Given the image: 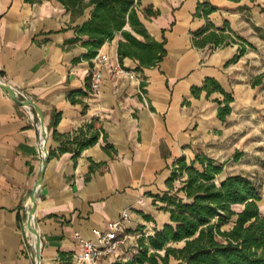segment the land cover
Listing matches in <instances>:
<instances>
[{
    "label": "crops",
    "instance_id": "0c3cea01",
    "mask_svg": "<svg viewBox=\"0 0 264 264\" xmlns=\"http://www.w3.org/2000/svg\"><path fill=\"white\" fill-rule=\"evenodd\" d=\"M203 2L216 8L208 19L196 15ZM91 13L87 8L75 17L58 0H0V78L39 106L49 153L61 146L55 133L73 136L95 119L104 130L77 159L72 152L49 154L44 165L39 117L0 88V264H35L33 238L24 228L35 190L42 264H59L62 253L79 252L77 235L94 240L93 230L118 220L127 209L134 212L130 231L162 229L170 215L160 210L163 204L156 197L168 191L179 158L191 162L204 154L216 160L214 155L231 145L250 151L261 131L264 80L259 86L253 82L264 73V0H141L140 20L154 40L165 41L167 55L138 72L136 60L120 62L123 37L116 34L97 53L109 57L98 96L90 89L91 61L82 45L86 37L73 42ZM207 20L216 29L228 27L223 34L231 30L235 43L196 47L194 34ZM237 38L255 48L246 45L244 56L237 57ZM129 72L142 79L147 106ZM208 78L235 100L226 122L219 120L215 101L223 95L192 94ZM104 134L113 147L110 153L103 149ZM131 250L122 247L120 253L128 258Z\"/></svg>",
    "mask_w": 264,
    "mask_h": 264
},
{
    "label": "trees",
    "instance_id": "16d2710c",
    "mask_svg": "<svg viewBox=\"0 0 264 264\" xmlns=\"http://www.w3.org/2000/svg\"><path fill=\"white\" fill-rule=\"evenodd\" d=\"M32 3L35 0H25ZM73 16H82L87 8H92L90 19L78 27L79 37L73 42L86 37L82 45L87 49L85 59L92 61L98 50L116 34H121L118 54L120 62L131 58L139 63L136 71L151 68L163 61L167 55L165 41L154 40L140 20L138 7L141 0H58ZM216 8L208 2L200 3L197 16L208 19ZM150 14L149 9L145 10ZM127 27L129 29H127ZM229 29H216L207 20L203 30L194 34V45L204 48L228 46L235 43L230 34H223ZM139 37L141 39H139ZM239 56L246 53V45L255 48L243 38ZM264 73L258 76L253 86L263 84ZM90 81V78H89ZM144 87V83L141 85ZM205 91L210 97L220 93L224 99H216L219 104L218 118L227 121L231 114V103L235 100L223 87L212 78L205 80L201 88L193 87L192 94L199 97ZM60 115H56L54 125ZM104 130L98 120L82 127L70 137L55 133L60 142L57 152L51 156L72 152L77 159L83 151L95 146ZM103 139V149L110 153L113 147ZM242 156L237 152L234 160ZM225 163H219L204 154H197L188 162L179 158L173 165L171 177L167 181L168 191L156 199L163 205L160 210L169 213L170 223L154 234L141 237L137 246L126 260H117L111 264H264V213L260 203L264 201L261 187L244 175H229L221 179ZM92 170V167H91ZM180 186L176 187V182ZM155 200V201H157ZM237 207H241L237 210ZM151 221L150 216H144ZM143 230L139 227L136 232ZM73 254L62 253L59 264H75Z\"/></svg>",
    "mask_w": 264,
    "mask_h": 264
},
{
    "label": "built area",
    "instance_id": "2783aa9c",
    "mask_svg": "<svg viewBox=\"0 0 264 264\" xmlns=\"http://www.w3.org/2000/svg\"><path fill=\"white\" fill-rule=\"evenodd\" d=\"M109 57L105 54H98L91 61V66L89 69L90 78V89L94 96H98L101 93L103 85V68L108 64ZM124 72V71H121ZM131 80H135L139 83V95L143 98L145 105L148 102L145 99V92L142 85V79L135 73H126ZM18 98L20 100H30L23 93L17 91ZM31 114L33 108L30 106H23ZM37 127L40 132V142H39V154L41 159L46 158L49 153L47 147V140L45 132L42 128L40 121L37 123ZM48 136V130L46 132ZM142 204V201H140ZM29 213V212H28ZM134 212L131 209L125 210L120 218L115 221H111L106 224L103 229L93 230L94 240H84L77 235L79 238L80 250L78 253H74L72 256L73 262L75 264H101L106 259H113L114 262L117 260H126L123 255H121L120 250L122 247L135 248L137 246V241L141 237H148L154 234L152 228L146 227L140 232L130 231L129 223ZM24 228H27V222L24 224ZM29 231V230H28ZM30 232V231H29ZM31 233V232H30ZM32 235L33 242L31 243L35 251V237Z\"/></svg>",
    "mask_w": 264,
    "mask_h": 264
},
{
    "label": "rangeland",
    "instance_id": "374dc122",
    "mask_svg": "<svg viewBox=\"0 0 264 264\" xmlns=\"http://www.w3.org/2000/svg\"><path fill=\"white\" fill-rule=\"evenodd\" d=\"M238 39V38H237ZM239 40V39H238ZM261 102H264V91L261 92ZM264 106H259V113L261 119L260 132L257 135V140L255 144H252L250 151H245L242 149H235L236 146L231 145L227 149L214 155V158H217V162L225 163L224 173L221 175V179H225L227 176L241 173L244 176L250 178L256 182L260 187L262 193H264ZM247 139H245L244 144H246ZM239 152L242 154L238 161L234 160L235 154ZM211 158V157H210ZM212 159V158H211ZM258 160V161H257ZM176 187L180 186V182H176ZM262 203H260L261 205ZM261 208V206H260ZM241 207H237V210H240ZM264 212V210L261 208ZM154 230V229H153ZM172 264H175V261H172Z\"/></svg>",
    "mask_w": 264,
    "mask_h": 264
},
{
    "label": "water",
    "instance_id": "95a60500",
    "mask_svg": "<svg viewBox=\"0 0 264 264\" xmlns=\"http://www.w3.org/2000/svg\"><path fill=\"white\" fill-rule=\"evenodd\" d=\"M0 88L7 92L11 98H13L14 100H16L20 105L22 106H30L33 108V110H35L37 116L39 117V121L42 125V128L45 132L46 135V140L48 138L46 132H47V128L45 125V121H44V117L43 114L39 108V106L34 102V101H30V100H20L18 98L17 95V91L10 86L9 84H6L5 82H3L0 78ZM49 158V154L46 158H43V162L44 165L46 164L47 160ZM36 191V190H35ZM35 191L33 192L32 195V208L29 210L28 213V217H27V228L28 230L31 232V234H33V236L35 237V264H42V259H41V237L39 234V231L37 230L36 226H35V214H36V206H37V200L35 197Z\"/></svg>",
    "mask_w": 264,
    "mask_h": 264
},
{
    "label": "bare ground",
    "instance_id": "6f19581e",
    "mask_svg": "<svg viewBox=\"0 0 264 264\" xmlns=\"http://www.w3.org/2000/svg\"><path fill=\"white\" fill-rule=\"evenodd\" d=\"M36 215V214H35ZM36 221V220H35Z\"/></svg>",
    "mask_w": 264,
    "mask_h": 264
}]
</instances>
